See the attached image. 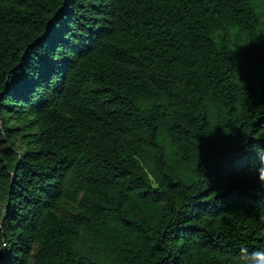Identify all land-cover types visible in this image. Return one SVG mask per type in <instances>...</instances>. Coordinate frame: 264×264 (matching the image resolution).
Returning <instances> with one entry per match:
<instances>
[{"label": "trees", "instance_id": "trees-1", "mask_svg": "<svg viewBox=\"0 0 264 264\" xmlns=\"http://www.w3.org/2000/svg\"><path fill=\"white\" fill-rule=\"evenodd\" d=\"M262 177L264 0H0V264H239Z\"/></svg>", "mask_w": 264, "mask_h": 264}, {"label": "clouds", "instance_id": "clouds-1", "mask_svg": "<svg viewBox=\"0 0 264 264\" xmlns=\"http://www.w3.org/2000/svg\"><path fill=\"white\" fill-rule=\"evenodd\" d=\"M264 178V177H262ZM247 250H242V255L239 258V264H252L254 260L264 258V253H253L251 257L247 256L245 253Z\"/></svg>", "mask_w": 264, "mask_h": 264}, {"label": "snow or ice", "instance_id": "snow-or-ice-1", "mask_svg": "<svg viewBox=\"0 0 264 264\" xmlns=\"http://www.w3.org/2000/svg\"><path fill=\"white\" fill-rule=\"evenodd\" d=\"M60 55H63V53H61ZM21 87H23V85H21Z\"/></svg>", "mask_w": 264, "mask_h": 264}]
</instances>
